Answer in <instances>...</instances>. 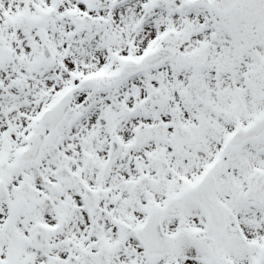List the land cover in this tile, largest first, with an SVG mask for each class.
Instances as JSON below:
<instances>
[{
	"label": "snow or ice",
	"instance_id": "1",
	"mask_svg": "<svg viewBox=\"0 0 264 264\" xmlns=\"http://www.w3.org/2000/svg\"><path fill=\"white\" fill-rule=\"evenodd\" d=\"M0 264H264V0H0Z\"/></svg>",
	"mask_w": 264,
	"mask_h": 264
}]
</instances>
